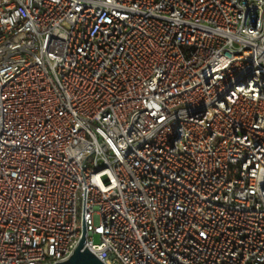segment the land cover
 Masks as SVG:
<instances>
[{"label": "built area", "instance_id": "1", "mask_svg": "<svg viewBox=\"0 0 264 264\" xmlns=\"http://www.w3.org/2000/svg\"><path fill=\"white\" fill-rule=\"evenodd\" d=\"M84 229L104 264H264V0H0V264Z\"/></svg>", "mask_w": 264, "mask_h": 264}, {"label": "water", "instance_id": "2", "mask_svg": "<svg viewBox=\"0 0 264 264\" xmlns=\"http://www.w3.org/2000/svg\"><path fill=\"white\" fill-rule=\"evenodd\" d=\"M85 242L86 230L84 229L81 240L72 255L68 259L56 264H104L87 247L85 248Z\"/></svg>", "mask_w": 264, "mask_h": 264}, {"label": "rangeland", "instance_id": "3", "mask_svg": "<svg viewBox=\"0 0 264 264\" xmlns=\"http://www.w3.org/2000/svg\"><path fill=\"white\" fill-rule=\"evenodd\" d=\"M95 241H96V242H98V241H99V238H98V237H96V238H95Z\"/></svg>", "mask_w": 264, "mask_h": 264}]
</instances>
